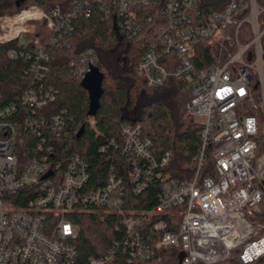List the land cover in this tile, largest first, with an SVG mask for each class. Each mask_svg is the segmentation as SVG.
<instances>
[{
  "label": "built area",
  "instance_id": "obj_1",
  "mask_svg": "<svg viewBox=\"0 0 264 264\" xmlns=\"http://www.w3.org/2000/svg\"><path fill=\"white\" fill-rule=\"evenodd\" d=\"M96 7L114 15L121 35L143 44L137 72L148 86L184 83L190 94L186 114L200 127L191 179L166 171L172 151L156 157L139 123L121 125V144L112 139L101 146L129 157L135 193L157 181L158 200L149 209L126 207L124 178L112 167L98 186L89 184L88 162L80 154L62 167L57 141L69 133L65 114L45 110L57 90L43 82L49 54L46 43L34 39L37 22L54 33L50 43L65 45L61 36ZM10 42L16 46L9 57L29 62L24 76L32 85L0 107V264H117L119 256L146 262L157 250L176 247L179 264H264V0L30 4L0 15V44ZM197 60L207 62L198 67ZM92 65L88 54L70 63L81 80ZM90 124L95 127L94 116ZM20 127L33 135V145L19 140ZM27 144L31 156L22 161ZM75 211L98 213L102 220L121 216L123 233L103 255L81 263L78 229L68 218ZM152 215L158 218L148 232L145 219Z\"/></svg>",
  "mask_w": 264,
  "mask_h": 264
},
{
  "label": "trees",
  "instance_id": "obj_2",
  "mask_svg": "<svg viewBox=\"0 0 264 264\" xmlns=\"http://www.w3.org/2000/svg\"><path fill=\"white\" fill-rule=\"evenodd\" d=\"M58 1L2 0L0 15L18 12L30 4L48 7ZM115 23L114 15L106 17L96 7L90 18L78 17L75 20V29L61 36L59 42H67L63 45L50 43L54 33L45 28L44 21L37 22L34 39L46 43L49 54V69L43 82L57 90L56 100L45 110L51 114H65L69 133L57 141L62 167L72 154H80L88 162L89 184L93 186L105 183L112 167L114 172L124 178L126 207L130 210H144L157 203V181L152 182L141 193H135L134 182L129 178V157L113 147L102 151L101 146L112 139L121 144V125L139 123L144 135L151 138L156 157L172 151L173 158L166 171L175 178L191 179L196 168L193 157L200 145V127L186 114L190 94L184 83L172 80L160 88L148 86L137 72L144 53L143 44L134 38L121 35ZM15 46L14 42L0 44V107L14 100L32 85V78L29 80L24 76L29 62L23 58L9 57V50ZM206 53L203 51L204 56ZM84 54L93 56L96 65L105 75L101 105L94 116L95 127L90 124L91 115L88 113L89 93L70 66L73 59ZM206 62L207 60H197L195 64L201 67ZM171 93L178 97L179 102L175 97L172 102L169 96ZM18 138L30 141V145L35 143L33 135L22 127L19 128ZM29 147L27 144L19 153L22 161L28 158L25 154L31 156L32 149ZM212 162L210 154L206 168L211 167ZM204 173L206 174V170ZM259 217L264 222V204ZM68 218L78 229L74 242L81 263L91 257L103 255L123 233V220L116 214L102 220L98 213L75 211ZM157 218L158 215H152L145 219L144 228L148 232L153 231L149 227L151 221ZM181 256V249L176 247L157 250L155 256L146 262L127 263L120 261L119 256L117 264H179Z\"/></svg>",
  "mask_w": 264,
  "mask_h": 264
},
{
  "label": "water",
  "instance_id": "obj_3",
  "mask_svg": "<svg viewBox=\"0 0 264 264\" xmlns=\"http://www.w3.org/2000/svg\"><path fill=\"white\" fill-rule=\"evenodd\" d=\"M105 75L97 65H92L91 70L81 80V85L89 93V115L95 116L101 105V97L103 96V81ZM181 260V259H180Z\"/></svg>",
  "mask_w": 264,
  "mask_h": 264
},
{
  "label": "rangeland",
  "instance_id": "obj_4",
  "mask_svg": "<svg viewBox=\"0 0 264 264\" xmlns=\"http://www.w3.org/2000/svg\"><path fill=\"white\" fill-rule=\"evenodd\" d=\"M187 90V89H186ZM188 92V91H187ZM173 93L169 94L170 98L172 99V102H173V97L176 98V100L179 102V99L177 96H174V94L172 95Z\"/></svg>",
  "mask_w": 264,
  "mask_h": 264
}]
</instances>
